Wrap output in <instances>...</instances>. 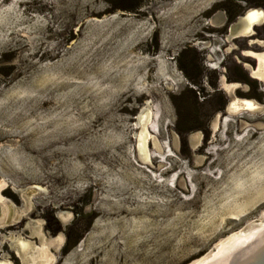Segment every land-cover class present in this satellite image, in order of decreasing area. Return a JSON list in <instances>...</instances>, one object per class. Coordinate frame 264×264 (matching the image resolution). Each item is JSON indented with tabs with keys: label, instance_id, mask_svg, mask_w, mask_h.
I'll use <instances>...</instances> for the list:
<instances>
[{
	"label": "rangeland",
	"instance_id": "obj_1",
	"mask_svg": "<svg viewBox=\"0 0 264 264\" xmlns=\"http://www.w3.org/2000/svg\"><path fill=\"white\" fill-rule=\"evenodd\" d=\"M247 8L264 0H0V259L59 236L54 264H193L264 217V83L245 66L264 22L226 40Z\"/></svg>",
	"mask_w": 264,
	"mask_h": 264
},
{
	"label": "flooded vegetation",
	"instance_id": "obj_2",
	"mask_svg": "<svg viewBox=\"0 0 264 264\" xmlns=\"http://www.w3.org/2000/svg\"><path fill=\"white\" fill-rule=\"evenodd\" d=\"M256 13L255 16H250L249 13ZM214 22H217V19L214 20ZM262 22H264V10L261 8H251L248 10L245 14V17L243 18V21H237L231 23L229 26L228 34L226 35V40L230 41L232 38L239 37V36H245L250 32H253L254 25H259ZM259 44L264 45V40H257ZM245 55L250 56L254 58L255 60V67L251 68L248 64H245L246 68L249 70L250 75L253 78L259 79L264 83V48L262 51L254 52L250 50L245 51ZM223 88L227 91L229 89H234V84H222ZM258 107V104L250 99H243V98H233L229 104H228V110L233 113H238L241 110L245 111H251ZM148 108H151L148 106ZM153 138L152 134H148L147 143L149 139ZM198 143L195 144V146H199V140L196 141ZM160 144V143H159ZM161 147V144L159 145V148ZM150 150V149H149ZM151 152V151H150ZM1 201V196H0ZM68 218V217H67ZM64 219V222L65 220ZM1 223V222H0ZM19 246L23 252V255H25L23 258V261H26L25 264H50L51 262L55 261V256L53 253H51V250H59L60 246L62 245L63 240L60 239L59 236H45V241L41 245H37V247H29L26 241L18 240ZM0 264H13L11 261H9L6 258L0 259Z\"/></svg>",
	"mask_w": 264,
	"mask_h": 264
},
{
	"label": "bare ground",
	"instance_id": "obj_3",
	"mask_svg": "<svg viewBox=\"0 0 264 264\" xmlns=\"http://www.w3.org/2000/svg\"><path fill=\"white\" fill-rule=\"evenodd\" d=\"M215 19H217V22H214ZM210 22L214 25H221L224 22V17L221 14H217L216 16L211 17ZM230 25L231 24H229V26ZM229 26H228V31H229ZM150 120H151V108L147 107V109L145 111L143 110L138 116V122L140 123V130L137 134V140H136L137 151L140 154H142L143 160H149L151 158V153H152V151L149 150L147 146V138H148V134H150L148 130V124ZM62 245L60 246V248L62 247ZM263 245H264V220H261L258 222L257 225L248 226L246 229L233 232L229 234L227 237L219 240L215 245V249L213 251H210L204 257L195 261L193 264H238L240 260L243 259L248 260L249 257H252L255 254L254 252ZM57 251L58 250H55L56 253ZM53 255L55 256V260H56V254L53 253ZM54 262L50 261V264H54Z\"/></svg>",
	"mask_w": 264,
	"mask_h": 264
},
{
	"label": "water",
	"instance_id": "obj_4",
	"mask_svg": "<svg viewBox=\"0 0 264 264\" xmlns=\"http://www.w3.org/2000/svg\"><path fill=\"white\" fill-rule=\"evenodd\" d=\"M251 8H247L246 10H245V12L242 14V15H240L238 18H237V21H240V22H242L243 21V18L245 17V14H246V12L248 11V10H250ZM236 21V22H237ZM253 27H255V25L253 26ZM253 32H254V30H253ZM253 32H250V33H248L247 35H245V37H252L253 36ZM253 67H255V63H254V65H252V68ZM223 82V81H222ZM231 89H229V91H230ZM262 219H264V217H263V215H261L259 218H257V219H253V220H251V221H249V222H247L246 223V225L242 228V229H246L248 226H254V225H257L258 224V222L260 221V220H262ZM211 251V250H210ZM210 251H208L206 254H208ZM255 254L252 256V257H249V259L248 260H240L239 262H238V264H264V245L262 246V247H260L259 249H257L255 252H254ZM205 254V255H206ZM204 256V255H203Z\"/></svg>",
	"mask_w": 264,
	"mask_h": 264
},
{
	"label": "trees",
	"instance_id": "obj_5",
	"mask_svg": "<svg viewBox=\"0 0 264 264\" xmlns=\"http://www.w3.org/2000/svg\"><path fill=\"white\" fill-rule=\"evenodd\" d=\"M77 240H75L74 242H70V238L69 236L67 235V238H66V241H65V244L62 248V251L63 253H66L67 251H69V249H71L75 243H76Z\"/></svg>",
	"mask_w": 264,
	"mask_h": 264
},
{
	"label": "snow or ice",
	"instance_id": "obj_6",
	"mask_svg": "<svg viewBox=\"0 0 264 264\" xmlns=\"http://www.w3.org/2000/svg\"><path fill=\"white\" fill-rule=\"evenodd\" d=\"M249 15H250V16H255L256 13H254V12H253V13H249Z\"/></svg>",
	"mask_w": 264,
	"mask_h": 264
}]
</instances>
